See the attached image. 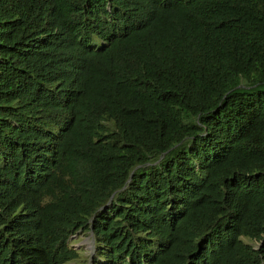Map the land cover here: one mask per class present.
<instances>
[{
    "label": "trees",
    "instance_id": "16d2710c",
    "mask_svg": "<svg viewBox=\"0 0 264 264\" xmlns=\"http://www.w3.org/2000/svg\"><path fill=\"white\" fill-rule=\"evenodd\" d=\"M79 233L84 264H264V0H0V264Z\"/></svg>",
    "mask_w": 264,
    "mask_h": 264
},
{
    "label": "rangeland",
    "instance_id": "374dc122",
    "mask_svg": "<svg viewBox=\"0 0 264 264\" xmlns=\"http://www.w3.org/2000/svg\"><path fill=\"white\" fill-rule=\"evenodd\" d=\"M90 235L88 234H81L79 233L78 235L74 236L71 240L70 243L73 247H75L76 249L81 248L82 250L80 251L81 253V257H79L77 262H71L68 264H84L83 260L87 258L88 260V256H90L92 254V242L90 239ZM252 246H255L256 244H252L250 243ZM259 246L257 245L255 248H258Z\"/></svg>",
    "mask_w": 264,
    "mask_h": 264
},
{
    "label": "clouds",
    "instance_id": "9594fccd",
    "mask_svg": "<svg viewBox=\"0 0 264 264\" xmlns=\"http://www.w3.org/2000/svg\"><path fill=\"white\" fill-rule=\"evenodd\" d=\"M91 239V238H90ZM93 240L91 239V242H92ZM92 245H93V242H92ZM92 249H93V246H92Z\"/></svg>",
    "mask_w": 264,
    "mask_h": 264
},
{
    "label": "water",
    "instance_id": "95a60500",
    "mask_svg": "<svg viewBox=\"0 0 264 264\" xmlns=\"http://www.w3.org/2000/svg\"><path fill=\"white\" fill-rule=\"evenodd\" d=\"M93 242V241H92Z\"/></svg>",
    "mask_w": 264,
    "mask_h": 264
}]
</instances>
